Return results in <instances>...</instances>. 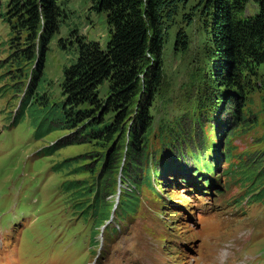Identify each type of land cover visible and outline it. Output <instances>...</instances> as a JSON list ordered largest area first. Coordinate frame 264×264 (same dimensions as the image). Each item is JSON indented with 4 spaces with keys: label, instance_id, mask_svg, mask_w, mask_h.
<instances>
[{
    "label": "rangeland",
    "instance_id": "obj_1",
    "mask_svg": "<svg viewBox=\"0 0 264 264\" xmlns=\"http://www.w3.org/2000/svg\"><path fill=\"white\" fill-rule=\"evenodd\" d=\"M63 1L64 13L58 30L49 41L40 81V90L50 103L63 99L60 91L63 67L77 55L76 35L96 40L101 46H105L108 40L105 12L94 10L91 0ZM256 10L257 4L249 0L241 16L251 15ZM179 29L186 32V50L174 46ZM13 33L8 23L0 18V264H84L93 238L62 190L61 182L76 177L89 179L91 175L85 171L73 173L76 164L96 166L92 173V178L95 177L100 168L101 153L112 142L62 143L72 134L68 129H55L35 138L30 107L18 122L12 123L34 67L32 62L14 59L15 56L7 51L8 39ZM165 37L163 82L149 109L152 117L148 158L151 161L152 150L155 152L153 158L158 162L179 156L161 141L162 138H172L170 127L183 132L192 143L205 141L206 148L215 140L222 156L217 170L221 171L228 164L231 170L224 176V198L218 201L222 207L218 213L222 212L216 217H201L199 225L191 220L188 224L180 212L164 210L163 204L168 201L188 204L183 196L189 191L180 193L159 186L162 196H156L143 187L135 209L125 218L119 219L112 214L109 225L121 222L124 229L121 226L116 234H112L105 244L106 258L99 264H122L121 251L126 248L139 254L144 264L150 261L167 264L170 260L165 257V251L180 264H222L230 255L233 256L230 264H264V225L258 224V218L264 217V204L259 200L247 204L246 196L233 201L248 188L239 164L248 166L261 158L264 160V63L246 61L239 72L234 69L239 74L240 88L226 86L209 76L216 70L214 64L210 68L211 47L205 40L206 30L199 14L193 15L189 22L179 9L167 27ZM106 85V81L100 85V94H105ZM237 95L241 96L239 113L245 119L236 118L233 112L232 97ZM34 105L42 106L37 100ZM217 118H220L219 126ZM223 120L229 124L222 125ZM162 128L164 134L160 133ZM46 145L54 147V152L40 153L39 150ZM72 156L80 159L70 168L53 166ZM258 171L264 177V161ZM101 176L98 174L99 179ZM129 187L126 177L117 174L116 192L109 200L119 202L123 191ZM178 187L187 188L182 182ZM190 199L196 201L193 197ZM204 200L210 199L205 197ZM191 210L197 222L201 209L195 206ZM157 218L166 220L164 224L172 234L170 237L158 232L163 226L155 221ZM106 232L111 235L108 227ZM178 239L193 245L196 253L184 249L179 252L173 245ZM104 241L103 234L101 242ZM90 261L88 258L85 264H91Z\"/></svg>",
    "mask_w": 264,
    "mask_h": 264
},
{
    "label": "trees",
    "instance_id": "obj_2",
    "mask_svg": "<svg viewBox=\"0 0 264 264\" xmlns=\"http://www.w3.org/2000/svg\"><path fill=\"white\" fill-rule=\"evenodd\" d=\"M248 1L91 0L94 10L105 12L108 40L105 46H101L96 40L76 35L77 55L63 67L60 82L63 99L50 103L44 91L40 90V81L49 41L58 30L64 13V1L0 0V18L14 31L8 39L7 51L15 56L14 59L32 62L31 66H34L13 122H17L30 107L36 138L55 129H68L72 134L62 143L112 142L101 153L100 168L93 178L96 166L76 164L80 159L77 156L53 165L55 168H70L74 163L77 166L73 173L85 171L91 175L89 179L67 178L62 182V188L79 217L92 219L91 242L95 247L99 245L97 234L114 208V202L109 199L116 192L117 174L125 176L131 186L121 195L117 216L134 210L141 185L146 183L150 186L146 170L152 117L149 109L163 82L162 51L167 27L179 9L189 22L193 15L199 14L206 30L205 40L211 47L210 68L214 64L216 70L209 73L210 78H217L220 84L240 88V67L248 60L264 63V0H253L257 10L243 17L241 14ZM185 33L184 29L176 32V49H187ZM105 81L106 92L102 95L99 87ZM240 97H232L233 112L236 118L245 119L239 113ZM36 100L42 106H33ZM220 123L224 126L229 124L226 120ZM160 133L164 134L163 128ZM169 134L172 138H162L161 141L172 144L174 148L181 140H190L174 127L169 128ZM54 150V147L46 145L40 151L51 154ZM263 161L261 158L256 164H239V167L248 183L247 193L264 201V177L258 171ZM98 174H102L100 179ZM95 253L96 248L91 250L92 256Z\"/></svg>",
    "mask_w": 264,
    "mask_h": 264
}]
</instances>
